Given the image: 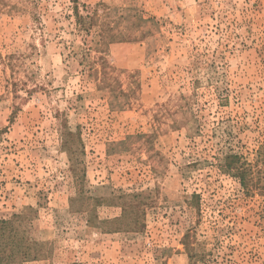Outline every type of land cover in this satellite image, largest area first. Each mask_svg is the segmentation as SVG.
Returning <instances> with one entry per match:
<instances>
[{"label": "rangeland", "instance_id": "1", "mask_svg": "<svg viewBox=\"0 0 264 264\" xmlns=\"http://www.w3.org/2000/svg\"><path fill=\"white\" fill-rule=\"evenodd\" d=\"M77 1L136 39L90 52L72 0H0V219L31 216L36 256L17 264H189L184 244L264 264V195L217 160L264 144V0Z\"/></svg>", "mask_w": 264, "mask_h": 264}, {"label": "trees", "instance_id": "2", "mask_svg": "<svg viewBox=\"0 0 264 264\" xmlns=\"http://www.w3.org/2000/svg\"><path fill=\"white\" fill-rule=\"evenodd\" d=\"M78 1L72 0L73 3V16L75 18L76 28L85 34H90L92 30L95 31L96 41L94 42V48H89L88 50L97 52L99 54L105 53L103 52L105 47L111 43L115 42H124L129 41L131 39L135 40L131 34L128 36L121 35L117 38V34L112 32V28L110 27V22L104 20L106 16L109 14L108 12L103 11V14L99 13V10L95 8L91 14L81 12L78 7ZM139 22L145 23L147 20H143L142 18H138ZM99 60L102 62L103 58L101 55L98 56ZM99 61V65L102 62ZM103 65V64H102ZM100 66V70L106 65ZM93 72H90L91 76L95 79L97 78L98 70L97 67L92 68ZM102 72V71H101ZM105 84V79L101 81ZM65 137L72 138L73 135L71 133L65 134ZM121 145H124L122 142ZM65 147L68 151L73 152L68 141L65 142ZM74 153V152H73ZM219 161V169L220 171L228 175L234 179H236L244 191L246 195L257 193L259 195H264V144L262 148L259 150L257 155V160L255 165L247 163V161L243 160L242 157L232 151L224 153ZM258 165H261L258 168ZM256 169V170H254ZM72 172L74 173V167L72 168ZM254 176H258L256 180ZM75 179L78 180L80 177L76 176ZM255 180V182H254ZM81 181V180H78ZM140 194H132L131 198H135ZM130 198V195H127ZM198 196L193 194V199H197ZM123 205V212L126 214L128 208H132V204ZM31 216L27 212H22L19 214H14L10 219L1 220L0 219V264H17L23 263L27 261L34 260L35 255L31 254L32 244L27 236V226L31 221ZM185 249L189 253V264H198L199 261H202L203 255L196 254L194 251L190 252V247L186 244ZM193 250V249H192Z\"/></svg>", "mask_w": 264, "mask_h": 264}]
</instances>
